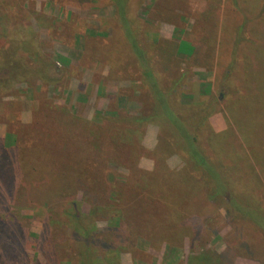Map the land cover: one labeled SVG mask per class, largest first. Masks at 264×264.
Listing matches in <instances>:
<instances>
[{
    "label": "rangeland",
    "instance_id": "obj_1",
    "mask_svg": "<svg viewBox=\"0 0 264 264\" xmlns=\"http://www.w3.org/2000/svg\"><path fill=\"white\" fill-rule=\"evenodd\" d=\"M122 1L0 0V264H264V0Z\"/></svg>",
    "mask_w": 264,
    "mask_h": 264
},
{
    "label": "trees",
    "instance_id": "obj_2",
    "mask_svg": "<svg viewBox=\"0 0 264 264\" xmlns=\"http://www.w3.org/2000/svg\"><path fill=\"white\" fill-rule=\"evenodd\" d=\"M117 3H119L120 5H123L122 0H117ZM129 36H130L129 41H130V43H132L133 51L136 54V56H139L138 58L140 59V64L143 68V72H145L147 75H149L153 82L158 81L156 71L152 68L153 65H152L151 61L148 58H145L144 56H142L143 50H142L140 44L138 43V41L136 39L137 36L134 35L131 31H129L128 37ZM187 44L190 45L189 42H186V45ZM192 47L193 46L191 45V48ZM183 50H184L183 46H182V44H180V46L178 47V52L183 53ZM175 80L176 79H172V82H174ZM157 89H158V87L157 88L155 87V89H154V91H156V96L158 98L161 97V99H163V101H164L163 93ZM166 113L168 114L170 121H172L173 124H175L177 126V130H178L179 134H181V137L179 139H183L182 141H183V143L186 144L185 146H187V148L189 149L190 154L197 160V162L199 164L207 167L208 173L213 178V180H214L213 185L214 186L212 187V192L210 193L211 199H216L218 196L224 194V196L229 198V202L232 205H235L237 203V200L233 197L235 194H233V192L230 190V188L227 187L229 183L224 179L223 175L221 174V171L218 168H216L215 166L211 165L212 162H209L207 156H204L203 153L201 152V150L197 149V144L195 145V142L193 140V137H192L190 131L185 128L186 126H184L183 123H181L179 121L180 118H177L176 113L172 109L167 110ZM181 144L182 143L179 141L178 145H181ZM181 147H182V145H181ZM183 149H185V148H183ZM179 154L184 158L183 153H179ZM180 172L183 173L184 171L183 170L179 171V174H180ZM64 173L65 172H62V174H64ZM182 177H183V175H181V178ZM255 221H256V218H255ZM257 222L261 225L264 224V221L261 222L260 219H257Z\"/></svg>",
    "mask_w": 264,
    "mask_h": 264
}]
</instances>
